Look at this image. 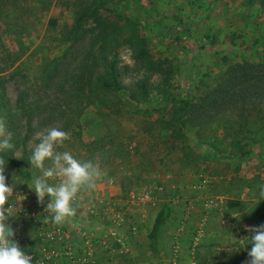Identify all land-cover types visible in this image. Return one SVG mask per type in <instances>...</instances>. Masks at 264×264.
Returning <instances> with one entry per match:
<instances>
[{
    "label": "rangeland",
    "instance_id": "374dc122",
    "mask_svg": "<svg viewBox=\"0 0 264 264\" xmlns=\"http://www.w3.org/2000/svg\"><path fill=\"white\" fill-rule=\"evenodd\" d=\"M15 1L0 3V66L19 73L16 79L0 80V120L12 133L14 145L3 151L12 160L4 159L6 182L13 187L8 202H18L23 190L37 196L28 185L41 175L29 160L39 142L35 134L59 128L69 138L57 151L97 162L103 172L95 189L77 194L75 216L87 219L95 238L109 235L111 228L124 238L123 244L111 238L109 248L99 247L101 264H247L254 234L248 229L264 215V170L254 156L250 163L241 161L264 151V103L239 116L219 93L235 73L228 68L249 62L251 71L264 64V9H245L243 0H142L151 13L150 27H136L115 12L144 19L138 2L135 6L127 2L123 8L111 4L100 13L114 40L81 83L84 54L94 35H76V9L94 0H47L23 18L21 7H31L33 1L32 5ZM223 2L230 4L229 16ZM12 9L13 19L21 20L17 31L9 26ZM191 9L203 16L194 25L195 35L179 32L174 37L177 21L172 15ZM245 15L251 16L246 24ZM226 17L239 25L238 45L223 39L220 30ZM211 22L212 36L199 41ZM85 26L95 28L91 22ZM139 34L147 39L148 55H139ZM218 36L217 47L211 46ZM257 39L259 44L253 45ZM183 106L187 109L179 114ZM73 110L81 111L74 119H79V133L76 122L66 129ZM237 142L238 153L244 154L238 162L231 157ZM211 144L225 156L212 159ZM243 182L248 188L259 183L263 187L260 193L243 195L239 191ZM150 189L155 199L145 206L148 221L165 202L172 207L160 232L158 254L149 248V234L138 220L142 206H137V196ZM229 200L242 204L229 208ZM133 224L138 225L137 235L129 233Z\"/></svg>",
    "mask_w": 264,
    "mask_h": 264
},
{
    "label": "trees",
    "instance_id": "16d2710c",
    "mask_svg": "<svg viewBox=\"0 0 264 264\" xmlns=\"http://www.w3.org/2000/svg\"><path fill=\"white\" fill-rule=\"evenodd\" d=\"M32 1H33V5L31 4ZM32 1L28 0V3L32 5L31 7H28V6L21 7L22 9H20V12H21L20 18H23L33 8L37 7L36 5L45 4L47 0H32ZM151 1L152 0H148L147 2L150 3ZM187 1H191L194 3V0H187ZM243 1H244V5L246 6L245 9H250L254 6H258L259 8L264 9V0H243ZM15 2L16 1L14 0V3ZM127 2H128V5H131V6H135V4H137L138 2L140 7L145 12V18L141 19V18H137L134 16H130L122 11H118V9L115 12V15L118 17H121L126 23H129L131 26L138 27L139 24H144L145 26L150 27L147 21L149 17H151V13L148 10L146 11V9L144 8V4H142V0H94L90 3H85L82 6L77 7L76 14L78 16L76 17V20H75L76 22L75 24L77 28L76 35L77 36L79 34L84 35L86 32H90L94 35L90 40V47L87 49V51L84 54V58L82 62L83 65L81 67V76H82L81 83H83V81L85 80L86 74L88 72L91 73L97 67V65L99 64L98 60L100 59L102 60L103 57L106 56L107 48H109V46L111 45V42L114 40V37L110 36V30L106 26L103 25V20L101 19L102 14L100 12H102L104 8H108L111 4L120 5L123 8ZM0 3H2V0H0ZM223 6H225V9H226L224 10V14L229 16V11H228V7L230 6L229 2H223ZM14 13H15V9H12V11L9 13V17H10L9 26L15 31H17V29L20 28L21 20L19 18L14 20L13 19ZM1 14L2 12L0 11V15ZM172 17L176 19L177 21V24L175 26L177 28V32L174 36L177 38L179 32H180V35L194 36L196 33V30L198 29L194 25L203 16L199 17L198 13H196L194 10L191 9L185 15H182L181 13H179V14H173ZM242 18L244 19L242 21L246 24V20H249L251 16L245 15V16H242ZM0 19H2L1 16H0ZM22 22L25 23V19ZM53 22L55 21L53 20ZM88 22L93 23L95 28H86L85 25ZM234 26L236 27L234 28ZM237 26L239 25L235 24L232 21V19L228 17L226 20V24H224V26H222L220 30L221 33L223 34L224 41L227 43L230 42L234 46L238 45V41L235 36L236 34L235 29L238 28ZM212 27L213 26L211 22L209 25V29L205 31L204 36L202 38H199V41L207 40L209 37L212 36V30H213L211 29ZM95 29L97 30L96 34H95ZM17 35L19 34L17 33ZM217 39H220L219 36L211 40V46L217 47L216 42H215V40ZM139 42L141 44V47H140L141 53L139 52V55L140 56L148 55V49H146V46H147L146 37L144 35L139 34ZM107 44H109V46H107ZM258 44H259V39L253 42V45H258ZM97 45H99V47L96 49L95 47H97ZM162 66L166 67L164 64ZM248 67H253V65H251V63L249 62H246L244 64H237V65L232 66L231 68H228L229 69L228 72H232L233 70H235V73L232 74L229 77V79L224 83L223 92L219 93L220 97L222 98L224 102H227L228 104L232 103V106H231L232 109L235 111L236 110L239 111V116H247L257 106L264 103V64H259L256 70H251V71H247ZM258 73L261 75L259 76ZM18 74H19L18 71L14 69L10 71L9 66H0V80L7 81V79H12V78L16 79V77H18ZM254 78H259V80L257 82H253L252 79ZM104 86H108V84ZM21 93L25 94V91H22ZM23 100L24 98H22V101ZM94 100H95L94 98L90 99V103H93ZM187 104L188 102H186V105ZM2 105L3 103L0 102V106ZM20 105H21V108L25 107L23 102H21ZM186 109L187 107L183 106L179 110V114H180V111L184 112ZM73 113H75V111ZM80 114H81V111L76 112L74 114L72 118L73 120L67 124L66 129H70L72 126V123L76 122L77 130L75 133H79L78 132L79 126H80L79 119L77 120H74V119L77 116L79 117ZM6 117L7 116L5 115L3 116L4 120ZM181 118L182 116L180 115L179 123H183ZM80 138H81L80 140L82 141V143H84L82 140V137ZM238 144H239L238 142L235 144L236 147L233 149L234 151L231 154V157L233 159H236L239 155H241L239 157L241 158L244 155L242 153L241 154L238 153V151L241 149L238 146ZM210 148L211 150L208 155L212 156V158L216 159V157H218L217 155L225 156V155H222L219 152L218 148L214 146L213 144L210 145ZM0 156L5 160L12 161L11 158H9L3 152H0ZM25 176L30 177V173L29 172L25 173ZM23 191H27V190H23ZM241 204L242 202L240 200H229L228 201L229 208H237ZM171 213H172L171 205L165 203L161 205L160 209L158 210L156 214L152 230L149 233V239H150L149 248L155 254H158L159 252L158 251L159 250L158 239H159L161 227L165 223V221L170 217ZM261 224H264V215H260L259 218L257 219V226Z\"/></svg>",
    "mask_w": 264,
    "mask_h": 264
},
{
    "label": "clouds",
    "instance_id": "9594fccd",
    "mask_svg": "<svg viewBox=\"0 0 264 264\" xmlns=\"http://www.w3.org/2000/svg\"><path fill=\"white\" fill-rule=\"evenodd\" d=\"M35 136L39 142L32 148L29 160L32 167L40 170L41 175L28 185L34 189L41 204L48 197L44 209L48 215L44 222L50 218L52 223L62 225L76 215L73 202L77 194L85 188L95 189L96 181L102 178L103 172L97 162L81 161L69 151H57V147L69 138L65 131L52 127L46 132H37ZM11 140L12 133L7 131L4 121L0 120V152L14 147ZM5 166V160L0 157V264H33V257L19 247L13 239L14 229L6 223L9 216L15 214L13 206L5 207L13 195V187L6 182ZM56 179L58 183H49ZM261 195L264 196V191ZM16 199L21 200L19 196ZM248 230L254 234L250 236L252 247L247 264H264V224L249 227Z\"/></svg>",
    "mask_w": 264,
    "mask_h": 264
},
{
    "label": "built area",
    "instance_id": "2783aa9c",
    "mask_svg": "<svg viewBox=\"0 0 264 264\" xmlns=\"http://www.w3.org/2000/svg\"><path fill=\"white\" fill-rule=\"evenodd\" d=\"M137 197L133 195V198H137V206H142L140 212L144 211L146 205L154 203L155 199L151 189ZM20 199L18 202L6 203L5 207L13 206L12 211L17 215V218L8 219L7 222L9 224L10 220L11 225H14L20 232L17 235L19 242L25 241L24 235L28 228L34 229L35 239L40 242V252L35 254L25 251L33 257V264H66L65 260L67 259L70 264H101L100 257L97 255L99 247L109 248L111 238L123 244L124 238L115 228H111L109 235L98 236V238L80 230L82 245L77 249L72 242L73 232L66 223L56 225L51 222L50 218L48 222H44L48 213L44 211L46 206L41 205L37 196L28 191H23L20 194ZM118 221L117 225L121 226L122 220ZM129 233L137 235L138 225H131Z\"/></svg>",
    "mask_w": 264,
    "mask_h": 264
},
{
    "label": "crops",
    "instance_id": "0c3cea01",
    "mask_svg": "<svg viewBox=\"0 0 264 264\" xmlns=\"http://www.w3.org/2000/svg\"><path fill=\"white\" fill-rule=\"evenodd\" d=\"M241 155H239L236 159H234V161L236 160V162H238L239 161V159H241V158H239ZM254 156V159H256L257 158V161L259 162V164L260 165H258L259 167H261L262 168V170H264V151L262 150V149H259V150H257L256 152H254V154H252V156H249V157H247L246 158V156L244 157L243 156V160L241 161V162H246V163H250L251 162V160H252V157ZM257 156V157H256ZM244 158H246V160H244ZM212 159H215V158H212ZM263 161L262 163H261V161ZM230 161V160H229ZM255 164H257V162H255ZM240 167V166H239ZM263 176H264V173L262 172L261 173ZM240 185V190L239 191H241L242 193H243V195L245 194V193H249V194H255V193H260L261 192V189H262V185H261V183H259V184H257V186L255 185V186H252V187H246V183H244L243 182V184H239ZM245 192H244V191ZM260 191V192H259ZM48 202V201H47ZM47 202L45 203V201H44V203L43 204H41L43 207L44 206H46L47 205ZM166 204H169V203H167V202H165ZM164 203V204H165ZM170 205V204H169ZM160 208H158L157 209V211H156V214H157V212H158V210H159ZM147 212H148V210L145 208L144 209V211H142V212H139L140 213V216H139V218H138V220H139V225H141V227H142V230H144L145 229V231H147V233L149 234L150 233V231L152 230V227H153V224H154V221H155V217H156V215L154 216V218H153V221L151 220V221H148L149 219H147V218H149V216H147L148 214H147ZM147 217V218H146ZM15 218H17V215L15 214V215H12V216H9V219H15ZM9 224L11 225V221L9 220ZM6 223L8 224V222L6 221ZM66 224H67V226L71 229V231L73 232L72 234H73V239H72V242L75 244V246H76V248L77 249H79L80 247H81V245H82V233H81V236H80V234H79V232H80V230L82 231V232H86V233H93V229H89L88 228V221H87V219H82V218H80L79 216H74V217H71V218H69V220L67 221V222H65ZM12 226V228L14 229V231H15V236L13 237V239L18 243V245H19V247L23 250V251H26V252H28V253H35V254H39V252H40V242L39 241H37V239H35V235H34V229H32V228H28L27 229V231H25L26 233H25V241H23V242H19V241H17V235L20 233L19 231H17V228L16 227H14V225H11ZM145 226V227H144ZM163 226V225H162ZM144 227V228H143ZM98 228H99V226H98ZM161 229H162V227H161ZM96 231H97V229H96ZM160 232H161V230H160ZM159 236H160V234H159ZM159 239H158V246H159ZM160 249V248H159ZM159 251V250H158ZM121 261H122V259H120ZM66 261V264H70L69 262H68V259L67 260H65Z\"/></svg>",
    "mask_w": 264,
    "mask_h": 264
}]
</instances>
